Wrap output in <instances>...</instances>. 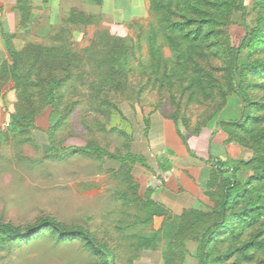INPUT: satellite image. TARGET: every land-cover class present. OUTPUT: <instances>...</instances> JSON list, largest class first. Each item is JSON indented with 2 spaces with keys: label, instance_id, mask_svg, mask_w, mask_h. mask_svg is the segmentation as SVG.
<instances>
[{
  "label": "trees",
  "instance_id": "16d2710c",
  "mask_svg": "<svg viewBox=\"0 0 264 264\" xmlns=\"http://www.w3.org/2000/svg\"><path fill=\"white\" fill-rule=\"evenodd\" d=\"M16 7L19 25H28L30 0H16ZM149 9L153 21L144 38L148 64L141 60L134 63L143 38L140 31L135 41L98 31L88 45L75 49L71 25L93 22L90 15L76 9L61 19L62 26L47 37V43L27 37L19 49L14 48L11 35L0 22L7 55L0 73L11 77L17 94L7 130L14 136L27 133L45 111L49 121L47 153H56V132L67 125L79 103L74 100L61 110L66 88L73 91L75 99L84 101L85 129L90 127L87 122L97 121V117L108 119L112 110L121 113L122 101L139 104V97L154 89L158 111L174 123L185 145L188 135L217 125L229 141L248 146L253 152L248 160L214 157L210 145L209 160L201 172L202 190L208 200L178 215L152 198L153 188L148 186L141 195L136 194L141 221L150 223L154 216H164L160 228L144 236L140 249H158L164 240L163 263L185 264L186 239H190L195 243L197 264H264V0H252L251 8L245 0H150ZM251 12L254 17L248 22ZM234 13H239V29H231ZM214 61H221V65ZM21 68L23 74H19ZM217 72H221L222 81ZM165 94L168 99H187L204 108L205 101L219 98L220 102L203 120L191 124L180 102H175L174 112L159 109ZM229 94L236 97L233 104L237 114L220 119L218 113ZM143 123L146 135L148 117ZM129 144L123 154H116L88 142L72 146L66 155L93 157L98 150L97 158L117 161L114 171H123L128 185L136 189L133 165L151 168ZM165 152L172 154L170 149ZM156 165L161 172L172 167L164 154L156 157ZM44 229L64 240H81L99 264H115L108 246L100 244L88 229L67 227L49 217L25 230L0 221V240L27 242Z\"/></svg>",
  "mask_w": 264,
  "mask_h": 264
},
{
  "label": "rangeland",
  "instance_id": "374dc122",
  "mask_svg": "<svg viewBox=\"0 0 264 264\" xmlns=\"http://www.w3.org/2000/svg\"><path fill=\"white\" fill-rule=\"evenodd\" d=\"M30 2L28 25H19L16 0L14 9L17 11V16L7 17L13 29L8 33L11 35L14 48H21L27 37H34L40 42L47 43V37L62 26L61 19L65 18L70 10L76 9L90 15L93 22L88 25L83 23L71 25L69 31L73 35L71 41L75 49L88 45L94 33L98 31H107L110 35L131 38L133 41L140 31L143 38L134 63L141 60L148 64L144 38L153 21L149 9L150 0L146 1V10L141 16L126 14L123 17L110 15L106 7L99 6L101 2L98 0L91 2L93 5L91 8L83 7L80 1L65 3L64 15L59 18L56 25L53 17H46V14L43 16L39 6L33 4L31 0ZM245 4L251 8L252 0H245ZM250 14L247 17L248 22L254 17L252 12ZM232 18L234 24L231 25V29H239V13H234ZM5 27L8 29V24H5ZM0 44L1 71L3 62L7 60L1 33ZM214 64L220 66L221 61H214ZM19 74H23V68L20 69ZM216 75L222 81L221 72H217ZM72 93L73 91L70 92V89L66 88L61 110H65L74 100L79 103L68 117L67 125L56 132L57 152L47 153L49 121L45 111L37 116L34 122L35 128L29 132L15 136L8 132L7 125L10 114L15 108L17 94L11 77L0 73V132L3 134L0 138V221L10 222L25 230L41 218H53L67 227L88 229L100 244L108 246L115 256V264H164L161 257V250L165 247L164 240L160 241L158 249H140L144 236L158 230L164 220V216H154L150 223L140 219L141 206L135 196L143 193L144 179L135 177L134 173H137V168L143 167L148 171L150 169L139 163L133 165L131 172L138 184V188L134 189L130 184L128 185L123 171H114L118 168V162L98 159V150L93 157L72 153L66 155L72 146L84 145L88 142L99 147L101 151L116 154H123L126 144L130 143L131 151L142 155L136 149L140 131L144 128L143 118L148 117L150 125L153 112L162 115L156 107V91L154 89L145 91L139 97V104L122 101L121 113L112 110L108 119L97 117V121L87 122L90 125L89 129H85L84 125L86 124L83 117L86 107L84 101L75 99ZM227 99L224 108L218 113L220 119H230L237 114L233 104L236 97L229 94ZM186 100L182 98L171 100L166 95L159 109L174 112L175 102H180L190 117V123L195 124L208 116L220 102L219 98L212 102L205 101L204 108V105L188 103ZM58 117L57 114L53 121ZM218 131L221 133L214 141L216 131L208 145V147L211 145L214 157L241 160H248L251 157L253 152L251 148L229 141L224 131L220 129ZM146 156L145 159L153 171L151 165L155 167V155L146 151ZM207 200L206 198V202ZM186 249L188 253L185 264H197L194 256L195 243L192 240L186 239ZM0 264H99V261L81 240H64L56 233L44 229L27 242L18 238L0 240Z\"/></svg>",
  "mask_w": 264,
  "mask_h": 264
},
{
  "label": "crops",
  "instance_id": "0c3cea01",
  "mask_svg": "<svg viewBox=\"0 0 264 264\" xmlns=\"http://www.w3.org/2000/svg\"><path fill=\"white\" fill-rule=\"evenodd\" d=\"M33 4H37L43 16L54 18V24L59 22V18L64 15V4L82 2L84 6L91 5L93 0H31ZM101 5L110 11V15L118 16H141L146 10L147 0H98ZM8 8V9H7ZM15 8V0H0V22L8 24V31H12L10 21L7 17L17 16ZM7 10V11H4ZM36 13L34 12V15ZM105 14V13H104ZM39 16V14H38ZM6 28V27H5ZM0 44V48H1ZM217 125L204 127L196 135H188L185 145L178 137L174 123L158 112H153L150 117V125L146 135L143 130L140 131L137 152L144 157L146 151L154 153L155 167L152 171L145 168H137L135 177L144 179V188H153L152 198L163 204L171 214L178 215L184 209L197 207L201 203L206 202L201 185V172L208 160L209 142L212 132L215 130V139L221 133L218 131ZM166 149H170L172 154H167ZM145 150V151H143ZM144 153V154H143ZM166 155L172 163V167L161 172L156 165V157ZM135 172V169H134ZM159 175V176H158ZM157 179V180H156Z\"/></svg>",
  "mask_w": 264,
  "mask_h": 264
}]
</instances>
